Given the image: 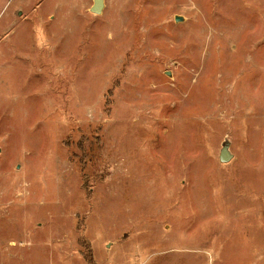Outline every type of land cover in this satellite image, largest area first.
<instances>
[{
  "label": "rangeland",
  "instance_id": "obj_1",
  "mask_svg": "<svg viewBox=\"0 0 264 264\" xmlns=\"http://www.w3.org/2000/svg\"><path fill=\"white\" fill-rule=\"evenodd\" d=\"M93 2L0 0V264H264V0Z\"/></svg>",
  "mask_w": 264,
  "mask_h": 264
},
{
  "label": "water",
  "instance_id": "obj_2",
  "mask_svg": "<svg viewBox=\"0 0 264 264\" xmlns=\"http://www.w3.org/2000/svg\"><path fill=\"white\" fill-rule=\"evenodd\" d=\"M104 0H94L93 5L91 6V11L95 13H101L104 7ZM176 21L183 20L182 16H176ZM219 158L222 162H229L233 158V153L229 148V144L225 143L221 148Z\"/></svg>",
  "mask_w": 264,
  "mask_h": 264
}]
</instances>
